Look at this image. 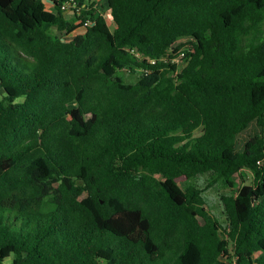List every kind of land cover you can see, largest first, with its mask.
<instances>
[{"label": "trees", "instance_id": "obj_1", "mask_svg": "<svg viewBox=\"0 0 264 264\" xmlns=\"http://www.w3.org/2000/svg\"><path fill=\"white\" fill-rule=\"evenodd\" d=\"M103 7L0 0V264H264V0Z\"/></svg>", "mask_w": 264, "mask_h": 264}, {"label": "rangeland", "instance_id": "obj_2", "mask_svg": "<svg viewBox=\"0 0 264 264\" xmlns=\"http://www.w3.org/2000/svg\"><path fill=\"white\" fill-rule=\"evenodd\" d=\"M103 5H104V2L102 1L99 4L98 8H99L100 11L105 12V9H104ZM9 12L11 13L10 10H9ZM106 19L108 20L107 15H106ZM109 25L112 28V24L110 23V21H109ZM70 39H72V37ZM169 62L177 64L178 67L181 66L179 58H175V59H173V60H171ZM119 75L124 78L125 82L134 83V82H136V80H137V78L139 76V72L138 71H119ZM241 175H242L243 179L245 180L246 184L251 182L252 178H251L249 173H247L245 171H242ZM209 181H210V178H208L207 176H204L202 178L193 179L191 182L194 185H198L200 187H204V186L208 187ZM178 184H179L180 187L183 186V179L182 178L178 180ZM224 191H225L224 190V186L222 184H220V183H217L213 187L209 188L204 194L205 195V199H206V203H207L206 208L208 210H210L213 214H215L221 221L223 220V217H222V214H221L220 204L218 202V196L221 193H223ZM3 264H11V258L5 259Z\"/></svg>", "mask_w": 264, "mask_h": 264}, {"label": "crops", "instance_id": "obj_3", "mask_svg": "<svg viewBox=\"0 0 264 264\" xmlns=\"http://www.w3.org/2000/svg\"><path fill=\"white\" fill-rule=\"evenodd\" d=\"M90 1H91V2H94L97 8H98L99 4H100L102 1L104 2V0H90ZM101 12H102V11H101ZM63 15H64L66 18H69V17L72 16V12H71V11L63 12ZM102 15H103V17L106 19V15H107V11H106V9H105V12H102ZM79 35H81V32H79V33H77V34H75V35H72V36H79ZM72 36H71V37H72ZM68 38H69V37H68Z\"/></svg>", "mask_w": 264, "mask_h": 264}, {"label": "built area", "instance_id": "obj_4", "mask_svg": "<svg viewBox=\"0 0 264 264\" xmlns=\"http://www.w3.org/2000/svg\"><path fill=\"white\" fill-rule=\"evenodd\" d=\"M75 8V4L73 1H70V2H65L62 6H61V10L63 12H67V11H71L72 12V9ZM90 25V22L89 21H86L84 23V26L87 27Z\"/></svg>", "mask_w": 264, "mask_h": 264}]
</instances>
